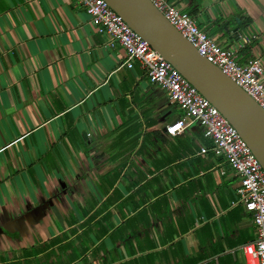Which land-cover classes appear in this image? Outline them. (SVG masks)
Masks as SVG:
<instances>
[{"label":"crops","instance_id":"obj_1","mask_svg":"<svg viewBox=\"0 0 264 264\" xmlns=\"http://www.w3.org/2000/svg\"><path fill=\"white\" fill-rule=\"evenodd\" d=\"M167 1L264 79V0ZM103 40L75 0H0V264H243L236 179Z\"/></svg>","mask_w":264,"mask_h":264},{"label":"built area","instance_id":"obj_2","mask_svg":"<svg viewBox=\"0 0 264 264\" xmlns=\"http://www.w3.org/2000/svg\"><path fill=\"white\" fill-rule=\"evenodd\" d=\"M88 16L93 31L103 36L102 45L123 50L122 64L136 63L146 79L161 88L179 111L164 133L174 136L197 125L210 143L200 154L220 157L236 179L234 193L253 226V238L240 246L243 264H264V171L250 148L229 121L203 97L179 71L137 34L105 0H75ZM157 12L208 63L244 91L264 111V79L259 58L241 59L238 49L222 46L200 28L189 13L167 0H149ZM241 47L248 39L238 36ZM223 173V172H222Z\"/></svg>","mask_w":264,"mask_h":264},{"label":"water","instance_id":"obj_3","mask_svg":"<svg viewBox=\"0 0 264 264\" xmlns=\"http://www.w3.org/2000/svg\"><path fill=\"white\" fill-rule=\"evenodd\" d=\"M105 1L220 111L246 142L264 171V111L216 67L206 62L149 0ZM175 121L174 118L170 123Z\"/></svg>","mask_w":264,"mask_h":264},{"label":"rangeland","instance_id":"obj_4","mask_svg":"<svg viewBox=\"0 0 264 264\" xmlns=\"http://www.w3.org/2000/svg\"><path fill=\"white\" fill-rule=\"evenodd\" d=\"M172 108L173 109L171 110V114H170L171 119H173L177 115V112H178V110H177V108H176V106L174 104H173V107Z\"/></svg>","mask_w":264,"mask_h":264},{"label":"trees","instance_id":"obj_5","mask_svg":"<svg viewBox=\"0 0 264 264\" xmlns=\"http://www.w3.org/2000/svg\"><path fill=\"white\" fill-rule=\"evenodd\" d=\"M241 209H242V208H241L240 206H238L237 210H238V211H241ZM190 262H191V261H188L187 264H189Z\"/></svg>","mask_w":264,"mask_h":264}]
</instances>
